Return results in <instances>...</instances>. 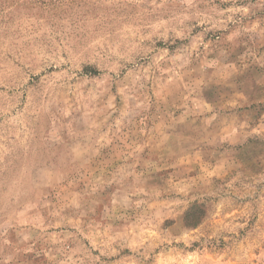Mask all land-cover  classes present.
Instances as JSON below:
<instances>
[{"label": "rangeland", "instance_id": "374dc122", "mask_svg": "<svg viewBox=\"0 0 264 264\" xmlns=\"http://www.w3.org/2000/svg\"><path fill=\"white\" fill-rule=\"evenodd\" d=\"M0 264H264V0H0Z\"/></svg>", "mask_w": 264, "mask_h": 264}, {"label": "trees", "instance_id": "16d2710c", "mask_svg": "<svg viewBox=\"0 0 264 264\" xmlns=\"http://www.w3.org/2000/svg\"><path fill=\"white\" fill-rule=\"evenodd\" d=\"M187 218H188V214H187Z\"/></svg>", "mask_w": 264, "mask_h": 264}]
</instances>
